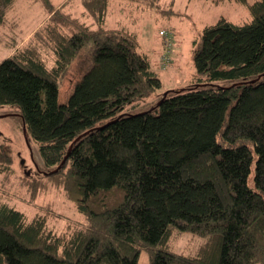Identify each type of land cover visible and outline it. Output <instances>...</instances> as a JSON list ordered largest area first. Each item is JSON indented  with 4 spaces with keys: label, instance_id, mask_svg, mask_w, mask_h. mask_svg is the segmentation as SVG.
<instances>
[{
    "label": "trees",
    "instance_id": "trees-1",
    "mask_svg": "<svg viewBox=\"0 0 264 264\" xmlns=\"http://www.w3.org/2000/svg\"><path fill=\"white\" fill-rule=\"evenodd\" d=\"M40 1L59 20L45 26L54 61L31 40L2 60L0 106L20 110L47 171L23 184L60 191L84 221L56 233L0 196V264H137L141 251L149 264H264V0H235L243 24L203 27L189 86L139 113L161 82L134 33L104 28L111 0H81L89 24ZM14 4L0 0V24ZM11 153L0 144L7 177ZM184 232L202 242L171 251Z\"/></svg>",
    "mask_w": 264,
    "mask_h": 264
},
{
    "label": "rangeland",
    "instance_id": "rangeland-1",
    "mask_svg": "<svg viewBox=\"0 0 264 264\" xmlns=\"http://www.w3.org/2000/svg\"><path fill=\"white\" fill-rule=\"evenodd\" d=\"M50 1L51 9L61 8L71 17L91 23V18L83 15L85 10L81 0ZM108 9L104 28H122L134 33L138 42L137 50L147 54L151 68L161 82V88L154 98L132 107L137 113L153 106L159 95L189 86V79L194 73L192 49L195 44L197 47L200 44L203 27L215 23L221 16L235 24H243L251 19L246 5L235 0H220L218 3L209 0H111ZM5 14L4 21L0 24V62L19 52L31 40L43 52L47 64L51 65L54 57L45 26L59 20L48 12L42 1L15 0L13 7ZM69 27L72 30L70 25L66 26ZM39 30V35H35ZM164 30L170 32L173 40L171 64L165 69L158 64L164 53L160 35ZM44 39L45 44L42 43ZM159 65L164 71L159 70ZM69 68L60 78L59 103H64L68 94L65 90L75 80L74 67ZM0 144L12 151L11 175L7 177L0 172V196L10 207H14L28 219L36 214L46 217L47 226L56 233L83 223L84 216L76 211L75 205L60 191L49 189L33 194L23 184L27 178L42 176L47 171L40 167L37 149L24 135L20 124V110L14 106H0ZM202 239L184 232L173 237L169 245L171 251L193 253ZM138 258L137 264H149L145 251H141Z\"/></svg>",
    "mask_w": 264,
    "mask_h": 264
},
{
    "label": "built area",
    "instance_id": "built-area-1",
    "mask_svg": "<svg viewBox=\"0 0 264 264\" xmlns=\"http://www.w3.org/2000/svg\"><path fill=\"white\" fill-rule=\"evenodd\" d=\"M160 35L162 36L163 41V55L161 59L159 60V64L162 65V68L165 69L171 61V55H172V46H173V40L170 32L167 31H161Z\"/></svg>",
    "mask_w": 264,
    "mask_h": 264
},
{
    "label": "water",
    "instance_id": "water-1",
    "mask_svg": "<svg viewBox=\"0 0 264 264\" xmlns=\"http://www.w3.org/2000/svg\"><path fill=\"white\" fill-rule=\"evenodd\" d=\"M23 133H24V135H25V128H23ZM52 173H56V170H53Z\"/></svg>",
    "mask_w": 264,
    "mask_h": 264
},
{
    "label": "crops",
    "instance_id": "crops-1",
    "mask_svg": "<svg viewBox=\"0 0 264 264\" xmlns=\"http://www.w3.org/2000/svg\"><path fill=\"white\" fill-rule=\"evenodd\" d=\"M108 29H109V28H108ZM158 64H159V63H158ZM158 68H159V70H162V69H161V67H160V65H159V67H158ZM162 71H164V70H162Z\"/></svg>",
    "mask_w": 264,
    "mask_h": 264
}]
</instances>
